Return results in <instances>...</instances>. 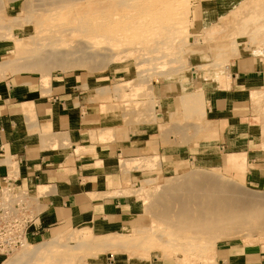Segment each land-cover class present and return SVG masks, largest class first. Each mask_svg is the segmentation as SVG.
Listing matches in <instances>:
<instances>
[{
    "label": "rangeland",
    "instance_id": "rangeland-1",
    "mask_svg": "<svg viewBox=\"0 0 264 264\" xmlns=\"http://www.w3.org/2000/svg\"><path fill=\"white\" fill-rule=\"evenodd\" d=\"M123 1L80 0L79 2L78 0L72 5L50 7L46 12H43L45 11L43 8L37 7L28 13L25 9L28 7L29 10V6L35 3L34 0H0V26L2 25L4 29L10 25L9 30L6 28L3 30L0 27V82L14 77L31 79L40 82L45 90L49 89L53 78H68L82 82L83 90L87 91L91 88L96 90L88 96L89 102L94 106L92 112L100 118L98 137L104 130L111 132V136L104 140L105 142L99 141L100 139L98 142L106 144L115 139L124 140L125 138L126 140V137H123L124 126L157 123L163 147L174 146L177 150L166 153L154 148L150 151L154 153L153 155H148L149 151H146L147 156L143 153L141 157L132 160L120 158V162L113 163V170L121 173L125 186L126 191L122 193V196L132 197L135 207L139 208L141 214L131 230L109 234L103 231L100 225L70 221L60 229L52 231L46 240L43 238L40 243L42 245L25 246L12 256L0 259V264H12L13 260L27 252L30 257L35 255L34 258L32 257L34 261L31 264H102L107 258L115 256L128 258L131 264L141 262L150 264L154 258L158 259L160 264H213L214 249L220 242L241 244L254 251L262 247L264 251V225H258L260 228H254L251 231L248 229V232L247 229L243 230L244 228L241 229L242 231L236 229L233 233L232 231L229 233L230 236L234 234L232 238L220 239L214 238L213 235L208 236L209 234L203 237L189 229H181L182 227L178 229L174 221V216L181 204L178 200L187 199L186 202L190 203L183 202L187 204L188 209L192 210L193 200L198 198L199 201L201 198L200 195L195 198L198 192L194 191L188 182L195 176H198L196 184L212 179L227 190H240L244 196L260 194L259 196L264 198V183L253 185L248 182L247 174L227 166L225 160L228 153L222 155V160L218 159L217 148L229 124L210 122L207 111L209 107L207 92L231 90L234 69L239 67L242 76L248 78L264 76V39L261 37V31L264 30V19H262L264 17L261 18L263 23L260 21V17L264 15L259 12L260 9L261 12L264 11L262 10L264 0H261L262 4L255 5L257 7L255 10L251 9L252 6L254 7L251 3L255 0H156L154 8L169 14V25L176 29L172 35L174 42L168 46L159 45L161 42H166L168 36L165 37V30L160 33L161 30L159 25L157 27L158 23L155 19L158 17L144 10V7L151 5L155 0L138 2L127 0L128 9L120 6ZM168 3L170 5L172 3V6ZM168 5L170 7H167ZM248 9L250 13L246 14L245 11L247 12ZM256 9L259 15L261 14L260 17L257 13L258 16L252 15L255 14ZM251 10L254 12L251 13ZM26 16L37 19L38 22L32 20L24 22L23 18ZM251 18H254L255 24H258L256 30L259 32V39L252 33L254 21ZM15 19L21 20L19 24L22 25L13 24ZM81 20L91 23L109 20L108 23H115L120 29L126 26V30H129L127 32L130 33L126 34L128 37L125 39L128 45L120 46V50H116L117 57L108 61V64L99 70L70 67L66 70L54 68L46 73L40 68L20 69L22 64H19V59L26 54L18 51L15 38L28 40L27 37L34 35V29L39 28L40 31H44L63 27L67 33L65 32V38L62 39L72 43L77 42L85 36V33L78 28ZM37 24H40L41 28ZM153 26H156L155 29L149 31L150 28H154ZM144 28L147 34L144 33ZM260 29L262 30L259 31ZM72 30L73 36L70 35ZM154 30L158 32L155 34ZM210 30L215 32L214 35ZM3 33H6L4 37H2ZM251 34L256 37L255 42L262 44L253 49L260 55L248 54L246 51L249 48L251 50V42H254ZM131 44L133 48L137 47V49L134 48L135 51ZM138 48H141L140 53L136 51ZM140 65L145 70L142 74H140L142 71ZM138 70L141 71L138 72ZM160 72L165 75H159ZM42 73L50 75L47 80H42ZM222 81H225V84ZM156 83L164 88V97L161 100H155L153 96V86ZM247 92L244 103L240 105L241 109L235 112L239 118L231 122V125H236V129H229V131L234 136L247 137L244 141H250L253 148L264 151V101L257 103L252 99V94L264 95V86L250 88ZM211 155L217 156V159L211 161V158H208ZM234 158L237 160L231 157L230 161L239 165L243 157ZM130 163L139 165L126 168L125 165ZM98 166L103 168L108 165L99 163ZM262 175L264 176V172ZM181 182H183V191L177 185H181ZM185 184L189 186V189ZM163 185H166L167 189L162 190ZM176 187L180 188L178 192ZM183 187H187L188 190ZM163 194L166 195L165 199L164 196L160 198ZM175 194L176 197L179 195L183 198L178 197V200H175L177 199ZM163 199L166 202L163 203ZM204 199L202 198V201ZM167 200L171 202L170 205ZM174 200L178 201L179 205ZM157 203H167V206H170L168 208L163 205L165 214L168 213L169 217H165V214H163L164 217L160 216V213L164 212L162 210L159 213L163 206L157 207ZM44 245L48 247L39 252Z\"/></svg>",
    "mask_w": 264,
    "mask_h": 264
},
{
    "label": "crops",
    "instance_id": "crops-1",
    "mask_svg": "<svg viewBox=\"0 0 264 264\" xmlns=\"http://www.w3.org/2000/svg\"><path fill=\"white\" fill-rule=\"evenodd\" d=\"M241 73L239 67L234 69L231 90L207 92V111L210 122L229 124L217 148L218 159L222 160V155L228 153L227 166L247 174L249 183L261 185L264 151L253 148L250 141H244L247 137L234 136L229 129H236L231 122L239 118L235 112L241 109L247 90L262 88L264 76L248 78ZM81 83L53 78L45 90L40 82L31 79L14 77L0 82V147L20 162L18 181L22 189L34 194L40 193V188L48 190L42 195V214L34 230L38 235H30L28 247L42 245L43 238L46 240L52 231L70 221L100 225L109 234L131 230L141 214L132 197L122 196L125 186L121 173L113 170V163L120 162V158L141 157L146 151L153 155L150 151L154 148L166 153L177 150L174 146L163 147L157 123L124 126L126 140L98 142L100 118L92 112L94 106L88 96L96 90L85 91ZM163 89L158 83L153 86L155 100L164 97ZM217 156L208 158L214 161ZM240 156L243 158L239 165L230 161L231 157ZM99 163L108 166L100 168ZM4 174L1 168L0 177ZM259 249L254 251L241 244L220 242L214 249L213 264H264V251L262 247ZM32 257L35 255L17 257L19 260L12 264H31ZM102 264H131V261L115 256ZM150 264L160 262L154 258Z\"/></svg>",
    "mask_w": 264,
    "mask_h": 264
},
{
    "label": "bare ground",
    "instance_id": "bare-ground-1",
    "mask_svg": "<svg viewBox=\"0 0 264 264\" xmlns=\"http://www.w3.org/2000/svg\"><path fill=\"white\" fill-rule=\"evenodd\" d=\"M126 1L127 0L121 2L120 6L128 9V3ZM135 1L138 2L140 0H135ZM34 2L36 4L32 3V5L29 6V10L27 7V9H25V12L31 13L32 9L37 8V7H40V9L43 8L45 10L43 12H46L47 10H49L50 7L54 8V6L58 7V6L68 5V4L72 5V3L75 4V2H78V0H34ZM79 2H80V0H79ZM156 2L157 1L155 0L153 3H151V5L148 4L146 7H144V10L145 11L147 10L148 12H150V14L152 13L158 17V18L155 17V19L157 20V23H158L157 27L159 25V29L161 30V32L160 31L159 32L162 33V31L165 30V37L168 36V40L166 42H161L159 45L168 46L174 42L172 35L176 31V29L173 28L171 25H169V20H168L169 14H164L165 12L159 11V9L156 10V8H154ZM173 2H175V1H173ZM260 2H261V0H255L254 2H252L251 4L252 5L254 4V7L252 6L253 8L251 7V9L255 10V8H257V7H255V5L257 6V5L262 4ZM168 4L170 5V3H168ZM169 5L167 7L172 6V3L170 6ZM114 7H112V9ZM118 7H119V5H118ZM244 8H246V7L244 6ZM246 10H247V8H246ZM262 10H264V9H262ZM36 11H37V9H36ZM52 11H54V10H52ZM93 11H97V10H93ZM248 12L250 13L249 9L247 12L245 11L246 14ZM253 12L251 10V13H253ZM259 12L264 15V11L261 12V9ZM259 12L257 10V11H255V14H252V15L254 16V15H256V13L259 15ZM93 13H95V12H93ZM240 14H242V13H240ZM164 15H165V17H164ZM258 15H256V16H258ZM260 15H259V17H260ZM244 16H246V15H244ZM247 16L249 18L250 14ZM26 17L23 18L24 22L27 20L28 21H31V20L37 21V19L34 20V19H30L28 17L26 18ZM78 17L80 18L81 16H78ZM262 17H264V16H261L260 19ZM246 18L247 17H245V19ZM258 18H255V19H258ZM81 19H83V18H81ZM115 19H119V18H115ZM262 19H264V18H262ZM262 19L260 20L261 22H262ZM48 20H49V18H48ZM104 20H101V21H104ZM113 20L114 19H112V21ZM122 20H123V18H122ZM252 20L254 21V18ZM82 21L83 20H81V22L79 21L80 25L78 28H79V31L85 33V36L82 39H79L77 42L72 43L71 41H69V42H71V43H69L68 41H66V39H64V40L62 39V38H65L64 34L66 32V30H64L63 27H60L58 29H51L50 28V29L44 30V31H40L39 28L34 29V35L31 37L30 36L27 37L28 40L15 38L14 40L17 42L18 51L23 52V53L25 52V54H26L19 59V64H22L20 69L31 70V69H37V68L39 69L40 68L43 70V72H46V73L53 70L54 68H57V69L59 68L60 70H66V69H69L70 67L71 68H84L87 70H99V69H102L106 64H108V61L115 59L117 57L116 56V54H117L116 50L117 49L120 50V48H119L120 46L123 45V47H124V45H126V44L128 45V43L126 42L127 40H125V39L128 37L126 34L128 33L127 31H129V30H126V28H127L126 26H122L120 29L119 26H117V24L112 23V22L108 23L109 20L105 21V22H100V23H98L99 21L98 22L94 21L93 23L85 22V21L82 22ZM19 22H22V21L15 19L13 24L18 25ZM247 22H248V20H247ZM256 22H258V21H256ZM154 23L156 24V22H154ZM253 23H252L253 27H255V28H253L252 26H249V25H247V26L252 27L253 35L258 37L259 32L256 30V27H257L256 25H258V24L257 23L255 24V21ZM13 24L11 23V25H13ZM249 24L251 25L250 21H249ZM27 25L29 26V24H27ZM39 25H38V27H40ZM9 26L4 27V29L6 28L7 30H9ZM139 26H141V25H139ZM233 26H235V25H233ZM262 26H260V27H262ZM0 27H2V25ZM18 27L20 28V26H18ZM155 27L150 28L149 31H152V29H155ZM69 28H70V26H69ZM78 28H77V30H78ZM2 29H3V27H2ZM128 29L134 30L132 27H130V28L128 27ZM138 29H140V28H137V30ZM249 29H251V28H249ZM69 30H67V31H69ZM137 30L135 29V32ZM143 30H145V28ZM212 30H214V29H212ZM233 30H234V28H233ZM261 30L262 29H260L259 31H261ZM138 31H141V30H138ZM147 31H148V29H147ZM262 31L264 32V30H262ZM262 31H261V34H262L261 37L264 39V36H263L264 33H262ZM73 32L74 31L72 30V33L70 35H72ZM135 32H133V33H135ZM153 32H155V34H156V32H158V31L154 30ZM210 32H211V30H210ZM144 33H146V30ZM211 33L213 34L215 32H211ZM245 33H248V32H245ZM5 34L3 33L2 37H4ZM76 34H77V32H76ZM129 34L130 33H128V35ZM137 34H139V32ZM212 34H210V35H212ZM78 35H80V34H78ZM247 35H244V37H247ZM251 37H253L252 34H251ZM253 38H254V42H251V47H252L251 50H249L250 49L249 48V49H246V51L248 52V54L260 55L259 53H256L257 50L254 51L253 49H255L256 47H258L259 45H262V44L255 42L256 37H253ZM258 39H259V37H258ZM244 40L246 41V39H244ZM247 41H249V40H247ZM262 42H263V40H262ZM131 45L133 48V44H131ZM234 45H235V43H234ZM263 46H264V44H263ZM260 47H262V46H260ZM134 48L137 49L136 46ZM125 49L126 48H124V50ZM139 49H141V48H138V50H136L138 53H140ZM123 51H122V53H123ZM134 51H135V49H134ZM119 57H120V55H119ZM124 57H125V55H124ZM121 58L123 59V56ZM117 59H116V61H118ZM122 59H121V61H122ZM138 69H140V67H138ZM141 70H138V72L141 71L140 74H142V72L144 73L145 70L143 69V67L141 68ZM161 72L158 74L159 75L163 74V76H164L165 74L161 73ZM46 73L44 75L42 73V75H43L42 80H47L48 77L50 76ZM222 82H223V84H225V81H222ZM252 99H253V102L257 101V103H258V102H261L262 100L264 101V95L262 93H258V95H257V93H256V95L252 94ZM110 136H111V132L109 130L108 131L104 130L100 133L98 139H100L99 141L103 142L104 140H107ZM78 153L81 154L82 152L79 151ZM132 165L138 166L139 164L138 163H136V164L130 163L129 165H125V167L127 168L128 166H132ZM196 177H198V176L192 177L191 180L188 182L192 185V187H193L192 189H194V191L198 192V196H196L195 198L199 197V195H200L201 200L199 199V201H198V198L196 200H193V202H192L193 206H191V208L192 207H194V208H192V210L190 208L188 209L187 204L190 202L187 203L186 202L187 199L185 200V198L179 197V195L176 197V194H175V198H177L175 200H178V197H179L180 199L183 198V201L187 203L186 204L183 201L178 200V201H180L179 203H181V204L179 206L180 208L178 209L177 214H175V216H174L175 217L174 221L176 222V225H178V227H179L178 229H180V227H182L181 229L185 228L184 230L189 229V231L191 230V232H194V233L199 234V235H203V237L205 235L209 234L208 236L213 235V237L215 236L214 238L227 239V238H232L231 236L234 234H232L230 236L229 233L231 231H232L231 233H233V231L236 229L241 230L244 228L243 230L247 229V232H248V229H250V231H251V229L260 228L259 226L264 225V198L259 196L260 194L259 195L244 196L240 190H227L222 185H219L217 181L212 180V179H207V180L202 181L201 184H196L195 182L198 181V179ZM182 183L183 182H181V185H179L177 183L176 184L178 185V187L180 186V188L182 189V186H183ZM186 183H187V181H186ZM194 183L196 185H194ZM176 184H174V185H176ZM165 186H164V188H162V190L167 189V188H165ZM185 186H187V184H185ZM187 187L189 189V186H187ZM187 187L186 188L183 187V188L187 189ZM180 188H178V189H180ZM175 189H177V187ZM178 189H177V192H178ZM40 190H42V191L40 193H37L39 196H42L48 192L47 188H40ZM187 190H185V191H187ZM190 190H191V188H190ZM182 191H183V189H182ZM162 196H164V199H165L166 195L163 194L160 196V198H162ZM160 198H159V200H160ZM202 198H205L204 201H202ZM164 199H163V203L166 202V201H164ZM167 201L170 202L169 200H167ZM178 201H175V203H177L179 205ZM161 202H162V199H161ZM172 202H173V199H172ZM175 203H173V204L177 205ZM170 204H171V202L169 203V205ZM163 205L167 206L168 204L167 203H165V204L157 203V207H159V206L162 207ZM178 205H177V207H178ZM165 206H163V209L160 208L161 209V210L159 209L160 211L158 210L159 213L162 210L164 211ZM172 206H171V208H173ZM167 207H166V210H167ZM175 208H176V206H175ZM167 211L169 212V209ZM163 214H165V211L163 213H160V216L162 215L164 217ZM167 214H165V217L168 216ZM157 215H159V214L157 213ZM172 221H173V219H172ZM174 225H175V223H174ZM176 225H175V227H176ZM235 232H237V231H235ZM209 238H212V237H209ZM27 246H29V245L27 244ZM28 254H29L28 252L23 253L20 255V257L21 258L26 257V256L30 257ZM15 260H13V261L16 262ZM17 260H19V259H17Z\"/></svg>",
    "mask_w": 264,
    "mask_h": 264
},
{
    "label": "built area",
    "instance_id": "built-area-1",
    "mask_svg": "<svg viewBox=\"0 0 264 264\" xmlns=\"http://www.w3.org/2000/svg\"><path fill=\"white\" fill-rule=\"evenodd\" d=\"M20 162L0 147V258H8L28 244L42 214V196L19 184Z\"/></svg>",
    "mask_w": 264,
    "mask_h": 264
}]
</instances>
